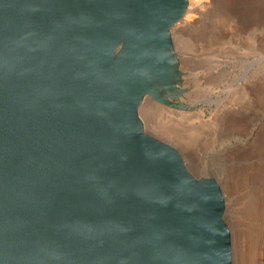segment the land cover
I'll use <instances>...</instances> for the list:
<instances>
[{
	"label": "water",
	"instance_id": "95a60500",
	"mask_svg": "<svg viewBox=\"0 0 264 264\" xmlns=\"http://www.w3.org/2000/svg\"><path fill=\"white\" fill-rule=\"evenodd\" d=\"M187 0H0V264H232L224 197L144 130L188 111Z\"/></svg>",
	"mask_w": 264,
	"mask_h": 264
},
{
	"label": "rangeland",
	"instance_id": "374dc122",
	"mask_svg": "<svg viewBox=\"0 0 264 264\" xmlns=\"http://www.w3.org/2000/svg\"><path fill=\"white\" fill-rule=\"evenodd\" d=\"M187 1L170 34L185 89L178 102L198 109L146 97L138 115L194 177L219 185L232 264H264V0Z\"/></svg>",
	"mask_w": 264,
	"mask_h": 264
},
{
	"label": "bare ground",
	"instance_id": "6f19581e",
	"mask_svg": "<svg viewBox=\"0 0 264 264\" xmlns=\"http://www.w3.org/2000/svg\"><path fill=\"white\" fill-rule=\"evenodd\" d=\"M253 5V4H252ZM255 7V6H254ZM178 31V30H177ZM166 107V106H165ZM167 109H171V111L173 110V111H179V110H175V109H173V108H170V107H166ZM189 108H190V112H194L196 109H198L197 108V104H195V105H193V106H189ZM167 109H165V110H167ZM150 110V109H149ZM168 112V111H167ZM168 113H175V112H168ZM177 113V112H176ZM192 116H194V115H192ZM264 138V137H263ZM263 148H262V150L264 151V145L262 146Z\"/></svg>",
	"mask_w": 264,
	"mask_h": 264
}]
</instances>
